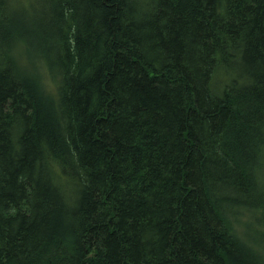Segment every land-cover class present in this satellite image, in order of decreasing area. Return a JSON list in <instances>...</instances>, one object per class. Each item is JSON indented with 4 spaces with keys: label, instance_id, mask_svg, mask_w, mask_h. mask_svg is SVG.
<instances>
[{
    "label": "trees",
    "instance_id": "trees-1",
    "mask_svg": "<svg viewBox=\"0 0 264 264\" xmlns=\"http://www.w3.org/2000/svg\"><path fill=\"white\" fill-rule=\"evenodd\" d=\"M0 34V264H264L226 220L264 144V0H0Z\"/></svg>",
    "mask_w": 264,
    "mask_h": 264
},
{
    "label": "rangeland",
    "instance_id": "rangeland-1",
    "mask_svg": "<svg viewBox=\"0 0 264 264\" xmlns=\"http://www.w3.org/2000/svg\"><path fill=\"white\" fill-rule=\"evenodd\" d=\"M15 52L26 63H34L31 66L32 72L40 76L41 82L48 91L53 92L55 89V80L52 79L51 74L47 72L45 66L40 62V58L32 54L28 56L24 52L23 47H18ZM259 156L260 158L255 168V193L250 196L252 199L251 204L240 205V203L235 202L236 205H229L233 212L226 219L228 228L237 241L245 247L250 246L253 248L264 243V194L261 193L258 185L259 171L264 168V144L261 147ZM257 256L264 262V257L258 254Z\"/></svg>",
    "mask_w": 264,
    "mask_h": 264
},
{
    "label": "snow or ice",
    "instance_id": "snow-or-ice-1",
    "mask_svg": "<svg viewBox=\"0 0 264 264\" xmlns=\"http://www.w3.org/2000/svg\"><path fill=\"white\" fill-rule=\"evenodd\" d=\"M42 2V0H38ZM7 50V37L0 34V54ZM258 185L262 194H264V168L260 169L258 176ZM247 194V192H246ZM259 256L264 257V243L253 249Z\"/></svg>",
    "mask_w": 264,
    "mask_h": 264
}]
</instances>
